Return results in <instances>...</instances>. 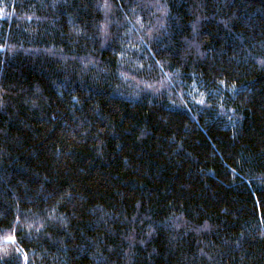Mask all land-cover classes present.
Here are the masks:
<instances>
[{
  "label": "trees",
  "instance_id": "16d2710c",
  "mask_svg": "<svg viewBox=\"0 0 264 264\" xmlns=\"http://www.w3.org/2000/svg\"><path fill=\"white\" fill-rule=\"evenodd\" d=\"M0 264H264V0H0Z\"/></svg>",
  "mask_w": 264,
  "mask_h": 264
}]
</instances>
